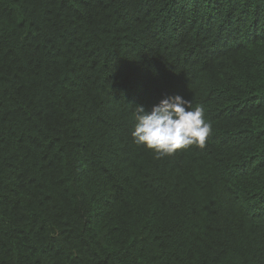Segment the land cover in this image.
Wrapping results in <instances>:
<instances>
[{"label": "trees", "instance_id": "1", "mask_svg": "<svg viewBox=\"0 0 264 264\" xmlns=\"http://www.w3.org/2000/svg\"><path fill=\"white\" fill-rule=\"evenodd\" d=\"M0 264H264V0H0Z\"/></svg>", "mask_w": 264, "mask_h": 264}, {"label": "clouds", "instance_id": "2", "mask_svg": "<svg viewBox=\"0 0 264 264\" xmlns=\"http://www.w3.org/2000/svg\"><path fill=\"white\" fill-rule=\"evenodd\" d=\"M135 112L133 142L153 150L158 158L192 145L203 147L212 131L203 109H193L180 95L165 96L150 111L138 106Z\"/></svg>", "mask_w": 264, "mask_h": 264}]
</instances>
